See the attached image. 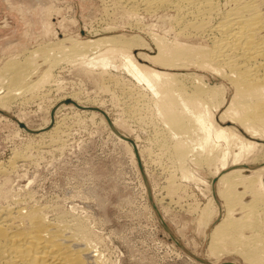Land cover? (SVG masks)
<instances>
[{"label": "rangeland", "instance_id": "374dc122", "mask_svg": "<svg viewBox=\"0 0 264 264\" xmlns=\"http://www.w3.org/2000/svg\"><path fill=\"white\" fill-rule=\"evenodd\" d=\"M112 4L111 0L110 4L109 0H0L1 68L9 60L17 62L27 58L38 63L35 79L47 68L52 74L37 91L19 93V100L9 105L7 113L20 118L30 128H39L50 118L52 108L67 98L102 108L120 131L134 139L143 170L147 171L153 200L174 236L190 252L215 264L223 261L250 264L240 247L235 248L238 242L230 243L231 239H222L220 243L226 242L216 253L209 249V231L225 212L220 205L223 199L214 174L215 169H220V160L216 158L224 142L212 131L215 141L212 149L208 143L203 150L191 149L193 144L189 138L194 135L184 134L179 139L187 156L179 164L171 154V132L158 114L159 97L127 69L124 56L115 53L113 62L107 66H90L68 44L55 47V42L64 37L85 40L123 34L145 42V46L135 42L127 47L132 58L143 63L138 53L153 55L156 52L150 30L171 38L172 11L153 15L142 10L121 9L114 4L113 10ZM106 44L101 49L111 45ZM44 45L54 48L47 59H42L39 51L31 54V49ZM96 53L90 50L85 57ZM66 55L70 57L64 58ZM192 71L201 74L204 83L222 87V92L214 98H221L222 94L228 102L232 97L233 88L219 73L204 68ZM187 82L179 77L172 86L176 88L179 83L188 86ZM175 91L187 94L184 88ZM69 104L72 103L60 104L53 114L51 126L56 120L58 129L55 137L41 133L49 128L38 133L26 132L10 117L0 114V206L13 205L18 200L24 204L27 199L26 202L42 204L50 211L49 216L62 211L68 215L73 213L87 224L90 233L93 232L92 246L96 247L93 253L99 260L103 257L101 264H203L186 254L158 221L131 145L109 129L101 113ZM222 104L217 109L211 101L205 108L211 113L214 126H233V130L248 138V132L238 123H220ZM193 121L186 119L184 127ZM205 121L208 124L207 114ZM256 141L255 151L240 157L237 163L233 164L229 155L222 172L238 166L264 167V140ZM262 176L264 181V170ZM242 188V185L237 186L238 190ZM245 196V200L250 198ZM214 209L218 214H211L207 220L205 210ZM238 212L237 216L242 215Z\"/></svg>", "mask_w": 264, "mask_h": 264}, {"label": "bare ground", "instance_id": "6f19581e", "mask_svg": "<svg viewBox=\"0 0 264 264\" xmlns=\"http://www.w3.org/2000/svg\"><path fill=\"white\" fill-rule=\"evenodd\" d=\"M111 1L121 9L132 12L142 10L147 14L156 15L159 12L162 14L165 10L172 11L173 18L169 19L173 22L171 38L151 32L152 30L149 33L146 29L156 45V52L153 55L138 53L143 63L135 61L127 47L131 44L135 45V42L145 46V42L140 41L138 37L126 38L123 34L121 36L116 33L114 35L106 33L107 36L93 37V39L90 37L85 40L64 37L60 38L58 43L55 42V47L59 44H68V47L90 66H107L113 62L115 53L124 56L127 69L135 77L144 81L152 89V93L159 97L158 114L165 120V125L171 132L173 137L171 154L175 155L179 164H182L184 157L187 156L179 139L182 135L188 134L189 137L194 135L189 138V142L193 144L191 149L203 150L207 143L212 149L215 143L212 136L214 131L215 137L224 142V147L221 145V151L216 158L220 160V169H215L214 174L217 176L219 194L223 199L220 205L224 207L225 212L220 214L221 219L209 231V249L216 253L226 242L225 240L224 243H220L222 239H231L230 243L238 242L235 248L240 247L250 264H264V181L262 176L264 167L262 165V167L245 169L238 166V168L222 172L229 155H232V162L235 164L240 157L255 149L256 140H264V0ZM164 20H166L165 16ZM104 43L111 45L101 49ZM49 46H37L38 48L31 49V54H37L39 51L42 52L40 57L47 59L54 49ZM90 50L97 53L91 57H85ZM68 57L70 56H64L66 59ZM13 60L3 64V68L0 66V110L5 112L9 109V105L18 99L19 93L37 91L36 88L50 80L52 75L47 68L41 70V75L35 79L34 74L37 73L38 63L29 61L27 58L17 62ZM195 68L211 69L229 83L234 93L228 102L227 99H223L222 94L221 98H214L217 93L222 92V87L204 83L201 80V74L192 71ZM178 76L187 79L188 86L179 83L174 88L172 85L178 82ZM178 88H184L187 94L182 95L180 91H175ZM62 101L55 105L56 112L59 110L57 107L64 103ZM72 101L84 107L94 106L82 104L77 100ZM211 101L217 109L224 103V108L219 114L220 123L226 121L232 124L238 123L248 132V138L233 130V126L224 125L216 128L211 122V113L205 110L208 102ZM74 103L69 106L75 107ZM91 112L96 111L91 110ZM105 113L108 115V112L105 111ZM205 114H207L209 125L205 121ZM103 118L104 116L101 117L102 120ZM186 119L194 121L184 127ZM50 121L51 116L44 126L35 129L43 131L41 129H44ZM111 121L115 125L114 121ZM57 130L55 120L48 130L41 133L54 136ZM131 139L135 143L134 139ZM230 144L234 147H229ZM135 147L137 150L136 143ZM5 169L4 166L2 170L5 172ZM145 172L147 174L146 169ZM238 185H242V190L237 189ZM223 187H226L227 191H224ZM246 194L250 197L248 200L244 199ZM26 200L24 204L18 203V200L16 204L14 203L15 205L0 206V264H99L100 260L102 261L101 255L102 259L99 260L96 253H93V249L96 248L92 246L93 232L90 233L85 222L73 216L71 212L72 215H68L57 210L58 214L49 216L47 212L50 213V211L46 210L47 208L42 204H36V201L30 203ZM260 209L262 211H259ZM238 211H241L242 215L237 216ZM205 212L208 214L207 220H210L211 214H218L217 209L211 212L205 210ZM234 240L236 242H232ZM210 262L215 263L212 260Z\"/></svg>", "mask_w": 264, "mask_h": 264}, {"label": "water", "instance_id": "95a60500", "mask_svg": "<svg viewBox=\"0 0 264 264\" xmlns=\"http://www.w3.org/2000/svg\"><path fill=\"white\" fill-rule=\"evenodd\" d=\"M62 102H64V103H74L71 99H69V98H67V99H64ZM74 105L76 106V107H78V108H81V109H89V110H94V111H98V112H100L103 116H104V118H105V120H106V122H107V124H108V126H109V128H110V130L111 131H113L117 136H119L121 139H123V140H125V141H127V142H129L130 144H131V146H132V149H133V151H134V154H135V157H136V160H137V166H138V169H139V171H140V174H141V177H142V179H143V183H144V185H145V188H146V192H147V198H148V200H149V202H150V204H151V207H152V209L154 210V212H155V215L157 216V219H158V221L160 222V224L162 225V227L164 228V230L165 231H167L168 233H169V235L171 236V238L175 241V243L186 253V254H188V255H190L191 257H193L195 260H197V261H199V262H201V263H203V264H215V263H212V262H210L209 260H207V259H205V258H203V257H199V256H197V255H195V254H193L192 252H190L175 236H174V234H173V232L170 230V228L168 227V225L165 223V221L162 219V217H161V213H160V211H159V209H158V207H157V205H156V203H155V201L153 200V196H152V192H151V189H150V186H149V183H148V180H147V176H146V174H145V172H144V170H143V167H142V164H141V162H140V160H139V156H138V153H137V150H136V147H135V143L133 142V140L130 138V137H128V136H126L125 134H123L122 132H120L119 130H118V128L117 127H115V125L113 124V122L111 121V119L109 118V116L105 113V111L103 110V109H101V108H99V107H95V106H86V107H84V106H81V105H78V104H76V103H74ZM56 107V106H55ZM55 107H53L52 108V110H51V114H50V116H51V121H50V123L44 128V129H41V130H45V129H47V128H49L50 126H51V123L53 122V111L55 110ZM0 114H2V115H5V116H8V117H10L12 120H14L16 123H17V125L19 126V127H21V128H23L26 132H29V133H37V132H39L40 130H36L35 128H30V127H28L24 122H22V121H19L17 118H15V117H13L11 114H9V113H7V112H5V111H3V110H0ZM215 180H213V182H214ZM220 264H237V263H235V262H233V261H223V262H221Z\"/></svg>", "mask_w": 264, "mask_h": 264}]
</instances>
